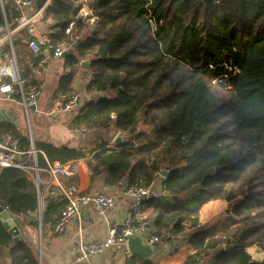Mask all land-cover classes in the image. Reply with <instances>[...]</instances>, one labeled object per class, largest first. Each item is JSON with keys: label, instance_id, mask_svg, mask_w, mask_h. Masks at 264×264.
<instances>
[{"label": "trees", "instance_id": "trees-1", "mask_svg": "<svg viewBox=\"0 0 264 264\" xmlns=\"http://www.w3.org/2000/svg\"><path fill=\"white\" fill-rule=\"evenodd\" d=\"M3 1L0 26L10 0ZM83 7L93 25L79 16ZM149 14L163 22L154 33ZM43 19L52 23V44L70 45L69 72L57 86L62 104L74 67L89 59L86 91L98 96L74 113L72 128L114 129L128 140L88 152L33 141L36 166L87 159L93 175L126 187L150 186L167 170L161 195L145 207L156 234L194 228L187 240L193 254L183 264L201 256L208 264H264V0H52ZM71 22L79 39L64 33ZM9 134L27 159L29 138L16 129ZM218 199L228 203L224 221L199 225L200 208ZM0 206L12 218L37 214L33 177L0 168ZM63 206L45 201L43 225L54 227ZM249 247L263 253L260 261ZM1 248L6 264H39L31 245L13 242L0 221ZM124 264L155 263L132 255Z\"/></svg>", "mask_w": 264, "mask_h": 264}, {"label": "crops", "instance_id": "crops-1", "mask_svg": "<svg viewBox=\"0 0 264 264\" xmlns=\"http://www.w3.org/2000/svg\"><path fill=\"white\" fill-rule=\"evenodd\" d=\"M3 3L5 2L2 0L0 5L3 6ZM51 5L52 0H45L43 6L39 8L35 1L24 10L27 16L38 13L35 19L36 38L45 34L49 36L53 31L52 23L43 19L46 8ZM17 13V8L10 0L8 14L6 16L3 14L4 23L0 27L5 28L3 33H6L7 30L10 31L11 45L4 43L0 46V61L5 60L6 54L10 55L16 64L19 77L24 81V88L26 89L29 84L34 83L40 89V95L35 107L29 109L28 113L21 103L19 94H14L11 99L0 97V116L5 118L0 121V138L9 134L12 129H16L21 134L31 138L32 141L48 142L56 147L67 146L85 152L98 150L103 145L111 147L112 141L118 133L114 129L79 131L72 128L71 120L75 112L61 111L64 96L57 94L59 78L69 72V68H65L64 65L67 56L59 60L49 59L45 64H41V55L32 53L28 47L29 35L14 21ZM69 36L79 39L75 31H72ZM87 61L89 62V59ZM90 78L89 65L84 66L79 63L78 66L74 67L71 93L74 92L80 96V107L89 99L98 96L86 91V85ZM35 164L36 162L31 159L30 165ZM65 164L68 166V173L53 179H50L46 169H40L37 174L34 173L37 177L36 186L39 190V210L41 213L45 201L52 197L56 202L65 204L62 199V188L72 184L78 186L79 190L85 194L113 196L115 198L114 206L107 212L104 220L97 214L93 205L89 204L82 209L87 211L82 215L84 221L79 214L77 217L69 219L64 230L58 234L54 233V227L50 223L43 225L41 215L39 217L37 214L38 222H34L31 216H21L18 220L21 226L25 228V234L29 237V241L26 239L24 241L31 245L39 264H124L132 256L125 245L112 246L102 254L91 257L88 262L77 263L75 258L83 245L104 240L109 228L117 229L122 225L123 219L132 204V200L125 195L126 183L110 184L104 175H93L87 165V159L73 160ZM161 178L158 175L150 185L154 191V197L161 195ZM212 204L221 205L219 209L215 208L207 214V217L209 216V219L213 220V224L205 225L198 221L199 225L214 226L223 222L228 215V203L218 199L210 200L200 208L198 213L201 214V218L203 211ZM220 214H223V217L219 216ZM143 218L147 221L145 234L159 235L154 229V215L146 209L145 202L141 204L136 220ZM201 223L205 222L202 221ZM193 230V227L186 224L181 234L170 235L162 245H154L152 257L149 260L155 264H183L193 254V250L187 242L188 236ZM32 241L38 246L37 251L34 250ZM246 251L254 260L260 261L263 257V253L255 247H249ZM251 251H254L255 255H252ZM7 257L6 250L1 248L0 264H6ZM208 263V258L204 257L203 264Z\"/></svg>", "mask_w": 264, "mask_h": 264}, {"label": "built area", "instance_id": "built-area-1", "mask_svg": "<svg viewBox=\"0 0 264 264\" xmlns=\"http://www.w3.org/2000/svg\"><path fill=\"white\" fill-rule=\"evenodd\" d=\"M17 8V15L14 19L18 27L23 28L29 35L30 39L28 47L30 51L36 55H41V64H45L49 59L59 60L63 57V54L69 50V44L62 43L54 45L48 35H41L35 37L36 31V17L38 13L32 16H27L24 13L25 8L33 4L36 0H11ZM2 3V0H0ZM79 16L85 19V21L93 25L94 18L91 10L83 7L80 10ZM148 22L151 27L152 33H154L159 26L162 25V20H157L151 14L148 15ZM74 22L69 23L64 33L70 35ZM4 27H0V46L10 41V31L7 30L3 33ZM6 29L7 26H6ZM9 73H11L9 75ZM24 81L19 77L14 60L10 55H5V60L0 61V97L5 99H11L14 94H19L21 103L28 113L31 107H35L38 97L40 95V89L34 83L29 84L26 89L24 88ZM80 108V96L77 93L72 92L66 102L60 108L61 111L69 113L76 112ZM30 141V151L27 159L23 158V153L19 150L18 142L10 134L3 135L0 138V168L13 167L24 171L29 176H32L35 182L37 177L34 175L40 170L36 164L31 166L30 160L35 162V152L33 147V141ZM50 179L56 176H61L68 173V166L65 163L53 162L45 168ZM62 199L65 204L60 212L59 221L54 226V233H61L69 219L77 217L81 210L89 204H92L97 214L106 219L107 212L114 206L115 198L113 196L105 194H85L81 192L75 184L62 188ZM125 195L132 200V204L126 213L123 223L119 228H109L107 236L104 240H97L89 242L80 248L78 255L75 258V262H88L91 257L102 254L106 249L112 246L127 245L128 239L131 237H143L145 244L154 246L162 245L168 238L169 233H162L160 235L145 234L147 228L146 219L136 220L139 209L142 203L148 201L154 197V191L150 186L141 187H127ZM8 212L7 207H3ZM40 217V210L37 213ZM224 248V244L220 246ZM204 257H198L195 264H203Z\"/></svg>", "mask_w": 264, "mask_h": 264}, {"label": "water", "instance_id": "water-1", "mask_svg": "<svg viewBox=\"0 0 264 264\" xmlns=\"http://www.w3.org/2000/svg\"><path fill=\"white\" fill-rule=\"evenodd\" d=\"M45 0H36V4L38 6H41L44 3ZM70 55L69 51H66L63 54V57H66ZM81 65L88 66L89 62L87 60L80 62ZM34 107H31L30 109H33ZM5 118L3 116H0V121H3ZM133 130L130 131L132 133ZM128 140V137L122 133H117L116 136L114 137L112 144L113 145H120L126 143ZM221 171V166H216L215 167V173H219ZM159 176L162 178H166L168 175V171L161 169L159 171ZM87 212V211H86ZM84 210L80 212V217L83 220L82 215L86 213ZM31 218L33 219L34 222L39 221V217L37 214L31 215ZM0 221L2 222L4 228L12 235V241L13 242H18V241H23V240H28L29 237L25 234V228L21 226L20 221L17 218H12L10 214L3 209L2 206H0ZM84 221V220H83ZM32 245L35 251L38 250V246L34 244V241H32ZM127 250L131 255H137L139 257H142L144 259H149L152 257L153 253V246L145 244L143 242V237H131L128 239L127 242ZM233 247V245H229L225 247V250H229Z\"/></svg>", "mask_w": 264, "mask_h": 264}, {"label": "rangeland", "instance_id": "rangeland-1", "mask_svg": "<svg viewBox=\"0 0 264 264\" xmlns=\"http://www.w3.org/2000/svg\"><path fill=\"white\" fill-rule=\"evenodd\" d=\"M74 39V38H73ZM222 202L224 201V200H221ZM225 202V201H224ZM220 206L221 205H215V204H212V205H210V206H208L204 211H203V217L201 218V214H197V217H196V219H198L197 221H204L205 223H201L200 222V224H205V225H212L213 224V220L212 219H209V216L207 217V214H208V212L209 211H212L213 209H215V208H220ZM225 209V208H224ZM219 216H221V217H223V214H220ZM205 217H207L206 219H205ZM211 217V216H210ZM203 219V220H202ZM251 254L252 255H255V252L254 251H251Z\"/></svg>", "mask_w": 264, "mask_h": 264}, {"label": "clouds", "instance_id": "clouds-1", "mask_svg": "<svg viewBox=\"0 0 264 264\" xmlns=\"http://www.w3.org/2000/svg\"><path fill=\"white\" fill-rule=\"evenodd\" d=\"M11 73H9V75H10Z\"/></svg>", "mask_w": 264, "mask_h": 264}]
</instances>
